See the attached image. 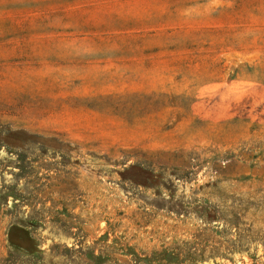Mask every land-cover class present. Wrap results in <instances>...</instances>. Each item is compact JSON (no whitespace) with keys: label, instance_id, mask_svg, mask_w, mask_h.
Returning <instances> with one entry per match:
<instances>
[{"label":"rangeland","instance_id":"obj_1","mask_svg":"<svg viewBox=\"0 0 264 264\" xmlns=\"http://www.w3.org/2000/svg\"><path fill=\"white\" fill-rule=\"evenodd\" d=\"M264 264V0H0V264Z\"/></svg>","mask_w":264,"mask_h":264},{"label":"trees","instance_id":"obj_2","mask_svg":"<svg viewBox=\"0 0 264 264\" xmlns=\"http://www.w3.org/2000/svg\"><path fill=\"white\" fill-rule=\"evenodd\" d=\"M159 264H162L161 262H159Z\"/></svg>","mask_w":264,"mask_h":264}]
</instances>
